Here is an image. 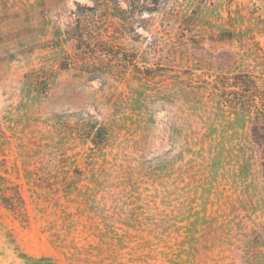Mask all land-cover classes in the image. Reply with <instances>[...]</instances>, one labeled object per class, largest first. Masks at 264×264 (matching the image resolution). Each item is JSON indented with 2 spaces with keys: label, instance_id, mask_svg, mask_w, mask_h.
I'll return each instance as SVG.
<instances>
[{
  "label": "rangeland",
  "instance_id": "1",
  "mask_svg": "<svg viewBox=\"0 0 264 264\" xmlns=\"http://www.w3.org/2000/svg\"><path fill=\"white\" fill-rule=\"evenodd\" d=\"M78 21L104 67H59ZM233 71L264 76V0H0V264H264V125L221 97Z\"/></svg>",
  "mask_w": 264,
  "mask_h": 264
},
{
  "label": "trees",
  "instance_id": "2",
  "mask_svg": "<svg viewBox=\"0 0 264 264\" xmlns=\"http://www.w3.org/2000/svg\"><path fill=\"white\" fill-rule=\"evenodd\" d=\"M97 26L96 23L78 21L64 31L62 42H71V49L74 50L76 60L68 57V53L65 52L62 60L59 61L61 69H67L71 63L77 61L81 62L80 68L85 67L90 70L105 66V57L109 52H106L105 42L96 30ZM229 37L231 34L227 32L226 38ZM126 61L132 62L131 59ZM218 81L219 87H222L221 97L230 107L243 109V111L254 108L256 110L253 116L254 121L264 125V76H257L247 71H233L221 74ZM256 99H258L257 102ZM2 201L7 207L14 208L11 197H4ZM21 256L26 260V264H50L47 258L27 254H21Z\"/></svg>",
  "mask_w": 264,
  "mask_h": 264
}]
</instances>
